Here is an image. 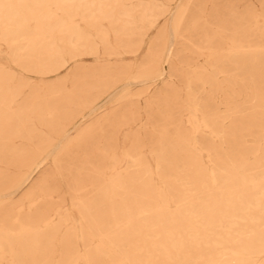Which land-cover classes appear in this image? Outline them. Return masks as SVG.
Segmentation results:
<instances>
[{"label":"bare ground","instance_id":"obj_1","mask_svg":"<svg viewBox=\"0 0 264 264\" xmlns=\"http://www.w3.org/2000/svg\"><path fill=\"white\" fill-rule=\"evenodd\" d=\"M173 1L0 0V264H264V6Z\"/></svg>","mask_w":264,"mask_h":264},{"label":"rangeland","instance_id":"obj_2","mask_svg":"<svg viewBox=\"0 0 264 264\" xmlns=\"http://www.w3.org/2000/svg\"><path fill=\"white\" fill-rule=\"evenodd\" d=\"M161 1H163V0H159V2H161ZM179 1H181V0L173 1L171 12H175L176 5L178 4ZM214 1H219L221 6L224 7V10H226V8L235 7L239 12L243 11L247 6H253L258 10H261V7L264 6V0H211L207 5V8H206L207 12L210 11L212 2H214ZM162 20H163V18H161L159 20V23H157V24L159 25L160 22H162ZM106 27L108 28V26H106ZM156 33H157V26L152 28L151 30H149L148 35L145 38V42L142 46V49L140 50V52L138 54L140 59L143 58V55L146 53V51L148 49L149 41L151 40V38L155 37ZM109 40L111 41V44H113V45L115 44L114 34L112 32H110ZM97 46L102 47V44L100 41H97ZM168 47H169V49H171L173 52L176 53L175 54L176 57L174 56L175 65L180 66V61L177 58V55L181 54V51H180L181 44L179 43V41L175 37L173 31L170 32ZM119 51L121 52L120 55L113 54V56H111L110 58L107 55H105L106 58L104 60V63H108L107 60H111L110 64L116 66L119 64V63H115L116 59L118 57H121V58H124L126 62H130V64H131L130 70H131V72H133L135 70V65H133V58H134L135 54L133 52H130L129 50H127L125 48H121ZM0 58L2 60L1 63H5L7 65L11 64L10 60L7 59V53H6L5 48H3V47L0 48ZM85 58H87L89 60L88 63H93V59H94L93 56H86ZM117 62H119V61H117ZM118 66H120V65H118ZM163 68L165 69V66H163ZM30 76H32L33 81H36L39 78L36 75H30ZM172 77L177 82L178 85L181 84V82H179V80L176 76H172ZM128 81L132 82L131 83L132 85H130V88L132 91H138V90L144 89L147 95H152L155 93V85L157 83L156 84L151 83V80H148L146 83V81L143 80L142 78H138V79L126 78V79H123L120 82H118L114 87L110 88L108 91H104V92L102 91L101 92L102 96L100 98H97V103H96L99 110L106 108L108 111H110L111 108L115 107V105H117L119 102V98L123 94H125V92H126L125 87H126V84L128 83ZM142 100H144V99H142ZM94 115H93V113L91 114L90 112H88V114H86V117L84 118V120L90 119ZM146 116H147L146 113L143 112V117L145 120H146ZM73 127H74V125H71L70 128L72 129ZM71 132L73 134H75L74 128L71 130ZM60 141H61L60 139L56 140L55 144L50 147L49 153L51 151L52 155H49V157L44 158V161H46V162L42 164L41 168L39 167L38 169L36 168L33 171L29 172L30 175L28 173L21 180V182L19 183V186L14 188V190L18 189V192L16 193L17 199L21 198L22 194L27 189H29V187L41 177V175L43 174L42 170L44 168H46V166H49V163L52 162L53 158L58 155V153H59V151L63 145V143L62 142L60 143ZM51 148H52V150H51ZM22 185H24V186H22Z\"/></svg>","mask_w":264,"mask_h":264}]
</instances>
